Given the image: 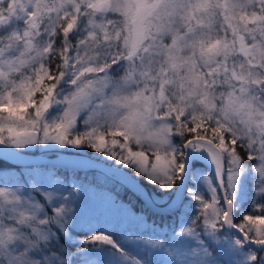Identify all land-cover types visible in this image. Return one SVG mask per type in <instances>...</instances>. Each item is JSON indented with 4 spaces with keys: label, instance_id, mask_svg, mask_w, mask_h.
I'll return each instance as SVG.
<instances>
[{
    "label": "snow or ice",
    "instance_id": "6c2138e0",
    "mask_svg": "<svg viewBox=\"0 0 264 264\" xmlns=\"http://www.w3.org/2000/svg\"><path fill=\"white\" fill-rule=\"evenodd\" d=\"M41 148L179 222L74 238L84 183L27 165L0 179V264H264V0H0V168Z\"/></svg>",
    "mask_w": 264,
    "mask_h": 264
},
{
    "label": "rangeland",
    "instance_id": "374dc122",
    "mask_svg": "<svg viewBox=\"0 0 264 264\" xmlns=\"http://www.w3.org/2000/svg\"><path fill=\"white\" fill-rule=\"evenodd\" d=\"M30 151H35V149ZM40 151L44 154L53 152L44 148H41ZM62 152L79 153L75 149L55 151L56 154ZM86 189L85 198L80 204L79 220L74 231V238H83V235H85L77 233L78 231L83 229L91 230L101 225H107L110 230L118 233L123 232L125 229L136 227L139 231L146 232L149 229V233H155L160 236L165 230V226L157 227L147 222L143 214L140 211L136 212L128 203L115 201L113 194L109 191L101 190L102 192H100L91 186ZM141 220L143 223H138ZM132 251L137 258L143 255V248L140 246L132 247ZM150 258L154 260V264H164L169 259L164 253H159L155 256L150 255Z\"/></svg>",
    "mask_w": 264,
    "mask_h": 264
},
{
    "label": "trees",
    "instance_id": "16d2710c",
    "mask_svg": "<svg viewBox=\"0 0 264 264\" xmlns=\"http://www.w3.org/2000/svg\"><path fill=\"white\" fill-rule=\"evenodd\" d=\"M32 152H42V151H32ZM49 154H56L55 152H49ZM85 154L96 157L91 150L85 152ZM27 165L17 164L14 162H9L4 168H0V179H18L19 173L21 170H26ZM35 166V165H32ZM37 171H44V169L52 168L50 166H35ZM55 170L60 172H66L69 175L76 176L78 174L79 179L81 182L84 183L85 188L94 187L98 191L102 192L101 190L109 191L113 194L115 201H122L128 203L136 212H141L146 219L147 222L156 225L157 227L165 226V230L161 233L160 237L163 238L164 234H171V229L176 226L179 222L177 216L175 214H168V213H161L156 214L151 212L146 204L136 195V193L129 188L128 186L120 187L119 185L123 183L118 177L114 175H109L104 173L100 170L96 169H89V170H68L66 168H59L55 167ZM145 187H148L143 180H141ZM117 185L115 192H113V186ZM150 191L156 192L154 188H151ZM158 195V193H157ZM167 198L165 197L164 201H161V204H165ZM89 229H83L81 231H76L77 233L86 234L89 232ZM149 232V229L146 230ZM80 235V234H79ZM85 235H83L84 238ZM73 251L75 249H72Z\"/></svg>",
    "mask_w": 264,
    "mask_h": 264
},
{
    "label": "water",
    "instance_id": "95a60500",
    "mask_svg": "<svg viewBox=\"0 0 264 264\" xmlns=\"http://www.w3.org/2000/svg\"><path fill=\"white\" fill-rule=\"evenodd\" d=\"M9 161L23 164V165H35V166H55L59 168H66L68 170H89V169H96L100 170L104 173L109 175H113L111 170H109L105 163L102 161H98L96 157L86 155V154H79V153H58V154H44L42 152H32L29 151L27 155H24L22 158L17 159L15 157H10ZM81 161H88L89 164L87 167H83L80 165ZM131 175V172H129ZM123 183H125L128 187H130L136 195L144 202L147 199L146 194L143 191V188H139L133 184H130L126 181H123L122 178H119ZM141 184L144 185L141 181ZM145 187V185H144ZM162 205H157L155 207H148L147 208L156 214L167 213L162 210Z\"/></svg>",
    "mask_w": 264,
    "mask_h": 264
}]
</instances>
